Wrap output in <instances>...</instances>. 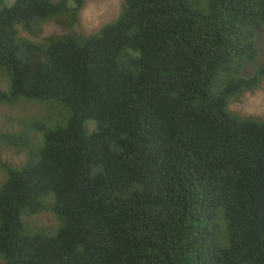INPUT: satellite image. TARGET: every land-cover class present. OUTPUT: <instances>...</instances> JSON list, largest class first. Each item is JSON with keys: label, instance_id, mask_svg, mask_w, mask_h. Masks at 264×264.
I'll return each mask as SVG.
<instances>
[{"label": "trees", "instance_id": "obj_1", "mask_svg": "<svg viewBox=\"0 0 264 264\" xmlns=\"http://www.w3.org/2000/svg\"><path fill=\"white\" fill-rule=\"evenodd\" d=\"M88 1L0 0V105L40 114L0 134L1 263L264 264V119L230 109L264 0H122L84 36Z\"/></svg>", "mask_w": 264, "mask_h": 264}, {"label": "rangeland", "instance_id": "obj_2", "mask_svg": "<svg viewBox=\"0 0 264 264\" xmlns=\"http://www.w3.org/2000/svg\"><path fill=\"white\" fill-rule=\"evenodd\" d=\"M13 1L3 0L4 5H11ZM121 3L122 0H89L80 13L79 23L74 31L85 36L95 34L102 26L112 22L119 15ZM61 32L62 28L57 24L47 23L43 27L41 37L45 38ZM257 50L258 56L255 65L264 62V33L261 34L257 42ZM250 68L252 67H249V71L252 70ZM45 108L47 111V106ZM230 109L241 116H254L264 119V81L257 90L252 93H245L234 101L230 105ZM38 115L40 114L30 107L28 108L27 105L16 107L0 105V134L17 129L20 126V120ZM0 160L18 166L23 162L24 155L0 143ZM3 180L4 175L0 171V184ZM29 223L32 227L53 232L58 221L50 213H42L29 219Z\"/></svg>", "mask_w": 264, "mask_h": 264}, {"label": "clouds", "instance_id": "obj_3", "mask_svg": "<svg viewBox=\"0 0 264 264\" xmlns=\"http://www.w3.org/2000/svg\"><path fill=\"white\" fill-rule=\"evenodd\" d=\"M7 6H9V5H7ZM84 7H85V6H84ZM83 9H84V8H83ZM83 9H82V10H83ZM80 13H81V12H80ZM79 18H80V16H79ZM100 29H101V28H100ZM84 36H85V35H84ZM1 183H2V182H1ZM0 185H1V184H0ZM0 262H1V261H0ZM1 264H2V263H1Z\"/></svg>", "mask_w": 264, "mask_h": 264}]
</instances>
